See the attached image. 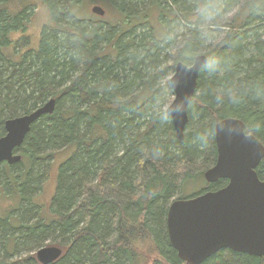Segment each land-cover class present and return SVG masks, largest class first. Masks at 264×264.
Listing matches in <instances>:
<instances>
[{"label":"trees","instance_id":"obj_1","mask_svg":"<svg viewBox=\"0 0 264 264\" xmlns=\"http://www.w3.org/2000/svg\"><path fill=\"white\" fill-rule=\"evenodd\" d=\"M112 1H119L121 22L103 28V22L86 24L78 17L80 0H44L49 18L36 47L28 35L18 44L13 40L18 27L25 33V12L11 15L0 9V129L5 119L55 100L52 113L30 125L17 149L31 169L6 178L23 207L16 213L19 225L0 219V264H41L27 255L20 261L7 258L46 240L62 250L49 264H190L169 242L166 213L182 179L197 177L192 168L214 164L213 124L239 118L264 145V39L254 33L257 53L246 58L249 45L240 42L246 27H252L250 32L264 28V0H248L238 14H250L249 19L242 17L237 29L230 25L209 50L213 63L199 69L182 140L158 103L156 78L178 61L192 63L199 32L209 31L200 19L194 21L203 6L237 0H165L168 7H162L182 13L189 32L188 39L175 41L176 47L151 31L135 30L133 23H147L133 19L142 2ZM164 58L173 64H163ZM166 86L172 91L169 80ZM62 149L70 152L59 163L55 192L43 207L32 201L28 188L37 186L38 161ZM256 171L264 180V157ZM226 183L220 178L205 189ZM8 235L15 240L11 253ZM198 264H264V255L225 247Z\"/></svg>","mask_w":264,"mask_h":264},{"label":"water","instance_id":"obj_2","mask_svg":"<svg viewBox=\"0 0 264 264\" xmlns=\"http://www.w3.org/2000/svg\"><path fill=\"white\" fill-rule=\"evenodd\" d=\"M91 11L102 16L104 9L93 5ZM208 59L196 54L191 64L176 63L169 78L173 97L168 108L174 132L179 140L184 137L188 121L187 105L197 88L200 67ZM54 98L45 101L29 113L3 121L0 136V162H16L17 153L30 125L43 113H52ZM216 161L204 173L208 182L222 178L227 183L219 189L187 198L172 199L166 213V231L177 255L190 264H198L222 248L250 255H264V180L256 168L264 157V145L244 122L236 117H224L213 125ZM55 245L38 248L37 261L49 264L61 255Z\"/></svg>","mask_w":264,"mask_h":264},{"label":"rangeland","instance_id":"obj_3","mask_svg":"<svg viewBox=\"0 0 264 264\" xmlns=\"http://www.w3.org/2000/svg\"><path fill=\"white\" fill-rule=\"evenodd\" d=\"M134 1H137L138 4L141 2L142 3L139 6L140 8L136 11V16L133 17V19L140 18V20L144 19L147 21V23L143 25L138 23H133V25L136 26L135 29L136 31L138 32L151 31L153 36L157 37L158 40L161 39L160 42L164 44H168L169 46L172 47H176L175 41H179L183 38L188 39L189 32L186 31V27H184L183 22H181L180 20L181 14L174 12L173 10L171 11L169 9L166 10L165 8L168 7V4L165 0H133V3ZM247 3L248 0H237L235 4H226L225 2H222L220 4L219 2H217L215 6L217 5L219 6L220 12L218 15L214 17L211 23L205 22L203 13L204 11L214 8L203 6L202 13L200 14V16H197L194 21H196V19H200V22L202 24L201 26L205 28H209V31H205L204 33L199 32L201 34L200 36L201 42L200 45L191 55V58L193 59L196 54H206L208 56L209 50H211L212 45L222 40V38L226 35L225 31H227L230 25L234 24V27L237 29L239 25L243 22L244 18L249 19L248 16L250 14L249 15L238 14L240 10H244L242 6H246ZM93 5H100L105 10L104 15L99 16L93 14V12L91 11V7ZM118 5H119V1L110 2V0H80L78 4L77 15L79 18L86 19L85 21L86 24H90L89 20L103 22L101 24L102 27L105 28L107 24L115 25L121 22V20L119 19L120 14L118 11H120V9ZM162 5H164L165 8L162 7ZM163 8L165 9L164 13L162 10ZM0 9H6L7 12L9 11L12 13L11 15H15L17 13L19 14L22 11L25 12V18H24L25 19L24 24L26 26L25 33L22 32L20 27H18V29L14 33H12L13 40L16 41V44L21 43L23 40L27 41L26 36L28 35L30 44L36 47L39 41L41 28L43 25H45L48 22V18H49L48 9L44 4V0H0ZM139 14L141 17H137V15ZM242 17L244 18L241 20ZM246 29H248L245 30L246 32L244 33L246 35L245 37L246 39L244 38L240 42H241V46L249 45V48H247L249 53L245 51L243 58H246L247 56H253L257 53V51L253 47L255 41L257 40L256 39L257 37L254 35V33H257L259 39H264V28L258 27L256 30L251 32L250 30L252 29V27L250 29L246 27ZM23 44L24 43H22L21 46L24 47ZM176 53L178 55V52H175V54ZM210 56L212 57L213 53L210 54ZM163 64L172 65L173 63L170 59L164 58ZM173 71H174V67L171 68L170 66L168 70H166L164 73H161L158 76V78H156L157 79L156 83L157 82L159 83L158 87L161 89V92L159 93L160 98L158 99L159 101L158 103L161 104L162 108L165 104L168 103L169 98L173 97L172 91L167 89L168 87L166 86V84L168 85V80L172 75ZM191 125L194 127L193 122H191ZM185 128H184V135L186 134L187 131ZM0 130H2V132L0 133L1 136L4 130L3 128H1ZM69 152H70L69 150H64V149L54 151L49 158L47 157L42 158L41 160L38 161L39 164L36 167L37 173H41V175L37 177V179H34L36 180L35 184L37 186L36 187L30 186L28 188L29 195L34 203L39 204L43 207L49 205L50 199L54 194L57 185V170L59 163L61 162L62 158H64V156L69 154ZM1 166L2 165L0 164V219H6L9 224L13 223L19 225L20 219L16 213H18L20 209L23 207V201L21 202V197L19 192L16 193L15 190L12 189L11 184L7 182L8 180H6V178L8 177V174L10 172L23 171L25 167L29 168L30 165H25V166L23 165V156H22L21 162L18 164H12L10 166L11 168L8 170H5V168ZM209 168L206 169L204 166L200 170L199 167H193L192 172L194 174L192 175L197 177L196 178L188 177L185 180L182 179L181 181L182 186L180 190L176 192L175 196L172 199L187 198V197L189 198L206 191L205 188H207V186L210 185V182H208L207 179L204 177V173ZM181 172L182 171L178 173L180 179L182 178ZM200 172L202 173V175H198ZM11 215H13L12 219H9L11 218ZM14 243H15L14 237L8 235L6 237V249L8 253H11L13 251ZM39 245H41L40 247H42V246L54 245V244L52 241L46 240L44 243H41ZM37 249L32 251L24 250V248L16 249L15 253L10 255V257L7 258V260L8 261L16 260V259L19 261L24 260L26 255L34 257L36 259L35 251Z\"/></svg>","mask_w":264,"mask_h":264},{"label":"clouds","instance_id":"obj_4","mask_svg":"<svg viewBox=\"0 0 264 264\" xmlns=\"http://www.w3.org/2000/svg\"><path fill=\"white\" fill-rule=\"evenodd\" d=\"M220 12L219 6H215L214 9H209L207 11H204V18L206 23H211L216 15H218ZM206 64H211L213 61L211 59H208L205 61ZM174 99V97H170L167 104H165L162 108V112L167 113L168 108L171 105V101Z\"/></svg>","mask_w":264,"mask_h":264},{"label":"flooded vegetation","instance_id":"obj_5","mask_svg":"<svg viewBox=\"0 0 264 264\" xmlns=\"http://www.w3.org/2000/svg\"><path fill=\"white\" fill-rule=\"evenodd\" d=\"M207 57H208V56H207ZM208 58H209V57H208ZM21 160H22V156H20V159H19L18 161H16V162L9 163L8 161L5 160V161H1L0 164L2 165L1 167H4L5 170H8V169L11 168L10 166H11L12 164H15V163L18 164V163L21 162ZM28 169H29V168H26V167H25V168L23 169V172H26Z\"/></svg>","mask_w":264,"mask_h":264},{"label":"bare ground","instance_id":"obj_6","mask_svg":"<svg viewBox=\"0 0 264 264\" xmlns=\"http://www.w3.org/2000/svg\"><path fill=\"white\" fill-rule=\"evenodd\" d=\"M185 11V10H184ZM187 12H189V11H187ZM180 13V12H179ZM182 14V13H181ZM185 17V16H184ZM188 28V27H187ZM177 54V53H176ZM177 63V62H176ZM176 63L174 64V71H175V67H176ZM188 65V64H187ZM174 71H173V73H172V75L170 76V77H172L173 76V74H174ZM196 91V90H195ZM196 92H194V94H195ZM194 94L192 95V97H191V100H192V98H193V96H194ZM190 100V101H191ZM189 101V102H190ZM189 104V103H188ZM188 106V105H187ZM216 156H217V154H216ZM216 161V160H215ZM215 163V162H214Z\"/></svg>","mask_w":264,"mask_h":264}]
</instances>
